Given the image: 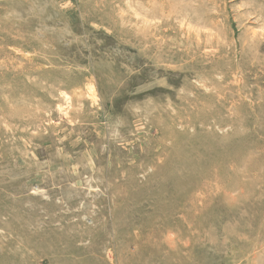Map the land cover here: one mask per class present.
I'll list each match as a JSON object with an SVG mask.
<instances>
[{
	"label": "rangeland",
	"instance_id": "374dc122",
	"mask_svg": "<svg viewBox=\"0 0 264 264\" xmlns=\"http://www.w3.org/2000/svg\"><path fill=\"white\" fill-rule=\"evenodd\" d=\"M0 264H264V0H0Z\"/></svg>",
	"mask_w": 264,
	"mask_h": 264
}]
</instances>
